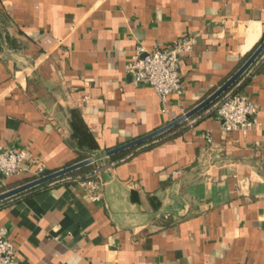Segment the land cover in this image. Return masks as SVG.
Returning a JSON list of instances; mask_svg holds the SVG:
<instances>
[{
    "label": "crops",
    "instance_id": "1",
    "mask_svg": "<svg viewBox=\"0 0 264 264\" xmlns=\"http://www.w3.org/2000/svg\"><path fill=\"white\" fill-rule=\"evenodd\" d=\"M186 34L179 94L163 103L130 81L136 47ZM263 36L264 0H0V145L46 171L101 164L96 200L81 180L0 201L14 264H264V50L227 91L260 126L222 130L218 99L123 159L105 155L209 96Z\"/></svg>",
    "mask_w": 264,
    "mask_h": 264
},
{
    "label": "built area",
    "instance_id": "2",
    "mask_svg": "<svg viewBox=\"0 0 264 264\" xmlns=\"http://www.w3.org/2000/svg\"><path fill=\"white\" fill-rule=\"evenodd\" d=\"M194 45V36L186 34L165 47L146 50L138 46L127 62L125 71L133 84L152 86L165 103L169 95L181 92L179 61L182 54L193 50ZM215 118L224 131L246 133L261 125L256 105L241 92L229 91L220 96L215 106ZM97 161L98 167L82 180L89 188L92 200L99 198V183L95 177L99 175L101 164ZM45 172L43 162L25 148H3L0 145V181L22 174H28L33 180L45 175ZM7 234L8 229L0 226V264H14L17 256L16 247Z\"/></svg>",
    "mask_w": 264,
    "mask_h": 264
},
{
    "label": "water",
    "instance_id": "3",
    "mask_svg": "<svg viewBox=\"0 0 264 264\" xmlns=\"http://www.w3.org/2000/svg\"><path fill=\"white\" fill-rule=\"evenodd\" d=\"M264 50V39L262 42L255 48V50L250 54V56L242 63V65L222 84L220 85L216 90H214L209 96H207L205 99H203L201 102H199L197 105H195L190 110L186 111L185 113L181 114L177 118L173 119L172 121L168 122L167 124L143 135L137 138H134L132 140H129L125 143H122L118 146H115L113 148L108 149L105 152L106 156H110L112 154H115L117 152L123 151L125 149L140 145L148 140H151L160 134L169 131L173 127L177 126L179 123L183 122L184 120L188 119L204 107L210 105L215 100H217L224 92H226L239 78L240 76L251 66V64L259 57V55ZM93 162L92 157H88L82 160H79L75 163H72L70 165H67L65 167L59 168L57 170H54L48 174H45L39 178L30 180L28 182H25L23 184H20L18 186H15L13 188H10L8 190H5L0 193V201L9 198L11 196H14L18 193H21L23 191H26L30 188H33L37 185L43 184L47 181L54 180L62 175H65L73 170H76L78 168H81L83 166H86Z\"/></svg>",
    "mask_w": 264,
    "mask_h": 264
},
{
    "label": "trees",
    "instance_id": "4",
    "mask_svg": "<svg viewBox=\"0 0 264 264\" xmlns=\"http://www.w3.org/2000/svg\"><path fill=\"white\" fill-rule=\"evenodd\" d=\"M263 39H264V36H263ZM263 39H262V40H263ZM262 40H261V41H262ZM251 53H252V52L247 53V54L244 56V58H243L241 64H242V63H243V62H244V61L250 56ZM229 89H230V88H229ZM229 89H228V90H229ZM228 90H227V91H228ZM227 91H226V92H227ZM226 92H224V93H226ZM224 93H223V94H224ZM223 94H222V95H223ZM222 95H221V96H222ZM219 98H220V97H219ZM219 98H218V99H219ZM218 99H217V100H218ZM217 100H215L213 103H215ZM213 103H211V104H213ZM177 126H178V125H177ZM177 126H175V127H177ZM175 127H173L172 129H170V131L173 130ZM164 134H166V132L160 134L159 136H157V137H155V138H160V137H162ZM155 138H153V139H155ZM151 140H152V139H151ZM151 140H148V141H146V142H151ZM146 142H144V143H142V144H145ZM142 144H140V145H142ZM140 145H137V146H134V147H131V148L125 149V150L120 151V152L115 153V154H112V155L109 156V159H110V161L123 159V158H125L129 153L133 152V151L135 150V148L139 147ZM82 159H83V158H79V159L76 160V161H79V160H82ZM94 168H96V164H95V163L88 164V165H86V166H83V167H81V168H78V169H76V170H73V171H71V172H69V173H67V174H65V175H62V176H60V177H58V178H56V179H54V180L47 181V182H45V183H43V184L37 185V186H35L34 188H31V189H29V190H33V189L40 188V187H46V186H48L49 184H51L52 182H54V183H58V182H73V181H81V180H84V179L88 178V175L92 172V170H93ZM50 172H52V171H51V170L46 171L45 174H48V173H50ZM61 179H62V181H61ZM25 182H28V180L24 179V180L17 181L16 183H13V184H12V183H9V184L7 185V188H3L2 190L9 189V188H13V187L18 186V185H20V184H23V183H25Z\"/></svg>",
    "mask_w": 264,
    "mask_h": 264
},
{
    "label": "rangeland",
    "instance_id": "5",
    "mask_svg": "<svg viewBox=\"0 0 264 264\" xmlns=\"http://www.w3.org/2000/svg\"><path fill=\"white\" fill-rule=\"evenodd\" d=\"M96 164V163H95ZM97 165V167H98V164H96Z\"/></svg>",
    "mask_w": 264,
    "mask_h": 264
}]
</instances>
